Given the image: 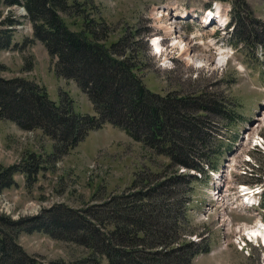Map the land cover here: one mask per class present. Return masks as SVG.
I'll return each instance as SVG.
<instances>
[{
	"label": "rangeland",
	"instance_id": "rangeland-1",
	"mask_svg": "<svg viewBox=\"0 0 264 264\" xmlns=\"http://www.w3.org/2000/svg\"><path fill=\"white\" fill-rule=\"evenodd\" d=\"M245 1L242 20L230 33V28L205 23L201 16L213 5L230 15L237 8L236 0H85L72 5L68 13L60 12L69 28L97 25L98 29L104 27L100 34L107 36V44L115 41L121 46L126 41L139 59L136 70L149 89L163 95L211 93L222 107L237 106L236 118L232 110L209 112L211 153L202 157L204 170L191 169L197 178L190 188L182 234L175 244L192 239L204 248L195 254L192 264H264V244L253 237L246 245L243 240V232L258 227L260 220L264 223V205H248L239 189L240 185L264 187V0ZM20 6L13 7L21 19L13 34L16 44L0 48L4 65L0 74L32 79L44 86L56 103L68 100L78 113H95L88 94L75 80L59 75L56 58L40 40L30 39L32 23ZM172 27L175 31L170 34ZM154 34L164 37L161 55L152 48L150 38ZM176 37L187 44L186 51L175 45ZM104 83L108 92L122 93L123 87H116V82ZM104 103L115 105L110 96ZM220 147L222 154L217 157V168H213L214 151ZM52 150V138L40 128H21L11 120L0 119V164L23 167V171L15 172V182L0 191V212L9 211L11 217L32 215L57 202L86 209L140 190L150 176L152 181L175 170L169 156L152 150L111 122L91 129L54 159L50 158ZM30 154L37 157L33 163L37 170L27 175ZM259 175L262 180H258ZM172 185L178 191L171 196L174 199L182 189L176 182ZM182 186L189 188L184 183ZM17 239L43 264L59 258L70 260L84 250L75 242L38 230L21 231Z\"/></svg>",
	"mask_w": 264,
	"mask_h": 264
},
{
	"label": "trees",
	"instance_id": "trees-1",
	"mask_svg": "<svg viewBox=\"0 0 264 264\" xmlns=\"http://www.w3.org/2000/svg\"><path fill=\"white\" fill-rule=\"evenodd\" d=\"M84 2L0 0V48L16 44L13 34L21 19L13 7L22 5L32 23L30 39L43 43L49 55L56 58V72L75 80L93 101L96 112L78 113L68 100L56 103L45 87L32 79L0 74V119L11 120L21 128H40L53 140L51 159L74 147L91 129L111 122L152 150L169 156L175 170L168 177L152 181L150 176L140 190L118 195L120 199L102 200L86 209L57 202L36 214L17 218L0 212V264H43L17 239L21 231L35 230L84 248L70 260L53 259L49 264H192L195 254L204 248L192 239L175 244L181 237V221L191 200L189 191L197 178L191 169L204 170L202 157L211 153L209 112L232 110L236 118L237 106L222 107L211 93L163 95L149 89L136 70L139 59L126 41L121 46L115 41L107 44V36L100 34L104 27L77 30L66 24L60 12L68 13L72 5ZM235 5L232 17L236 23L242 20L241 7L246 6V1L236 0ZM3 66L0 62V70ZM110 81L116 82V87L121 85L122 93L108 92L104 82ZM105 96L113 97L115 105H106ZM214 154L216 160L211 166L217 168L221 147ZM29 156L27 175L37 170L33 164L37 157ZM208 160L211 162V157ZM22 168L17 163L0 164V191L15 182L14 174ZM174 182L182 193L171 199L178 192ZM183 183L189 188H184Z\"/></svg>",
	"mask_w": 264,
	"mask_h": 264
},
{
	"label": "bare ground",
	"instance_id": "bare-ground-1",
	"mask_svg": "<svg viewBox=\"0 0 264 264\" xmlns=\"http://www.w3.org/2000/svg\"><path fill=\"white\" fill-rule=\"evenodd\" d=\"M213 15H214V12H213L212 9H210L207 12V14L204 15L205 16V19L204 20L207 21L208 24H211L212 22H209V20H210L211 17H213ZM219 19H220L221 22L224 21V19L222 17H220ZM166 29H168V28H166ZM174 31H175L174 30V27H172L170 29V32H168V33L173 34ZM174 40H175L174 41L175 45L180 46L183 51H186L187 50L186 49L187 44H185L182 39H178V37H176V39L174 38ZM161 42H162V39L160 37H156V39L154 41L152 39V42L151 43H154L153 46H154L155 50L158 51V50L161 49V46H162V43ZM187 57H188L189 60L191 59V55L189 53H187ZM244 189H246V186H245ZM248 190H250L249 187H248ZM248 199L250 200L251 197H249ZM258 224H259V226L256 227L255 229H253L251 231H248L247 233L246 232H243V233H245L246 235L248 234L251 238L253 237V238H256V239L260 240L264 244V223L261 222V220H260V221H258Z\"/></svg>",
	"mask_w": 264,
	"mask_h": 264
},
{
	"label": "built area",
	"instance_id": "built-area-1",
	"mask_svg": "<svg viewBox=\"0 0 264 264\" xmlns=\"http://www.w3.org/2000/svg\"><path fill=\"white\" fill-rule=\"evenodd\" d=\"M1 211H2V210H1ZM3 212H5V210H4ZM5 213L9 214V211H6Z\"/></svg>",
	"mask_w": 264,
	"mask_h": 264
}]
</instances>
